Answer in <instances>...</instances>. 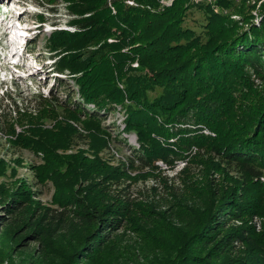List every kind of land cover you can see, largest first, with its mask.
<instances>
[{"label":"trees","instance_id":"trees-1","mask_svg":"<svg viewBox=\"0 0 264 264\" xmlns=\"http://www.w3.org/2000/svg\"><path fill=\"white\" fill-rule=\"evenodd\" d=\"M64 1L68 3V23L73 30L60 31L57 24L52 26L49 40L53 48L65 54L51 68L80 74L75 81L81 99L97 107L86 113L92 123L87 128L98 124L107 113L113 114L115 110L109 104H123L126 97L130 104L125 124L138 135L141 154H133L142 168L155 170V159L170 163V153L179 155L153 135L188 134L180 137L177 148L194 146L203 151L190 158L189 167L181 172L182 182L200 203L210 196L212 207L209 211L203 209L201 217L205 221L197 232L177 250L168 247L175 252L172 264H264V182L260 180L264 177V91L252 79L254 75L264 86V21L244 30L229 17L213 13L208 5L190 0H173L160 10L159 0ZM218 3L230 8L233 2ZM243 6L236 12L248 21L249 7ZM50 11L56 14L57 9ZM39 19L44 20L41 16ZM108 39L117 41L108 43ZM124 47H129V55L121 52ZM135 58L148 75L128 73L127 65ZM114 76L124 82V92L117 88ZM155 90L160 91L158 95L148 99L147 95ZM78 98V103L74 102L78 111L67 109L73 118H78L81 111ZM11 100L9 107L19 113L17 103ZM4 107L0 104V110ZM156 116L171 125L188 122L204 126L215 136H205L197 129L169 132ZM59 130L52 133L33 127L9 141L13 147L43 154L44 163L35 167V178L43 186L52 184L53 203L57 206L30 210L31 222L37 219L40 227L32 229L30 225L19 245L27 248L35 243L44 251L51 231L70 233L78 229L85 235L70 262L103 264L108 246L121 230L137 235L146 232L147 237L141 238L154 243L155 236L146 226L155 227L163 214L146 198L138 201V197H132L125 182L123 189L111 191V182L118 185L127 179L134 182V178L98 157L89 159L82 151L59 154L57 151L67 150L73 128L68 125ZM9 133L14 134L12 127ZM103 143L94 138L91 148L97 151ZM194 164L201 169L189 173ZM3 169L5 164L0 159V174ZM213 174L219 175L221 182L212 180ZM203 191L207 195L200 194ZM33 194L20 187L1 205L6 219H17L25 212L33 202ZM253 216L262 219L258 233L248 224ZM4 219L0 216V223ZM235 220L243 222L241 227H231ZM192 245L211 247L212 253L201 256Z\"/></svg>","mask_w":264,"mask_h":264},{"label":"rangeland","instance_id":"rangeland-1","mask_svg":"<svg viewBox=\"0 0 264 264\" xmlns=\"http://www.w3.org/2000/svg\"><path fill=\"white\" fill-rule=\"evenodd\" d=\"M172 1L159 0V10L169 7ZM232 2L230 8L222 5L228 10L226 16L238 22L244 30H247L249 26L258 27L264 21V2L260 4L256 0L254 2L232 0ZM0 4L4 6L5 4L9 6L20 4L23 7L21 14L15 15L13 18H8V16L5 18L10 24H7L8 27H11L14 20H20L31 26L30 29H25L27 36L20 51L23 59L19 60L17 66L3 65L5 70L12 75L11 85L0 87V104L5 106L0 110V159L5 164V169L0 174V216L5 217L4 221L0 223V264H85L78 261L70 262V256L76 251L85 235V232L82 233L78 229L70 233L51 231L53 235L47 237V248H44V251H41V248L35 243L29 244L27 248L19 245V241L26 235V232L30 231V225H33L32 229L40 227L37 219L31 222L30 210H34L38 206L54 209L57 206L53 203L54 187L52 184L47 182L43 186L35 178L34 169L44 163L43 154L13 147L9 141L23 131L28 132V129L33 127L41 131L59 133L60 127L68 125L73 128L70 133L71 137H68L69 145L66 151H57L59 154H75L82 151L89 159L98 157L114 169L125 170L134 178V182L127 179L128 181H120L121 183L117 185L116 181H113L111 182L113 185L111 191L116 193L115 191L120 188L123 189L125 182L129 185L127 191L132 197H138V201L146 198L148 202H152L153 209L163 214V217L157 219L158 224L155 227L146 226L151 231L152 237H156L153 238L154 243L146 242L145 238H141L147 237L148 233L146 235V232L137 235L131 231L121 230L115 234L112 243L108 246L106 252L108 258L103 264H172L175 261V252L168 247L177 250L183 242L188 240L190 235L197 232L205 221L204 217H201L203 209L209 211V207H212L210 196L205 197L204 202L200 203L195 199L196 196L192 195L193 192L185 188V184L182 182L181 172L185 167H189L190 158L203 151H199L194 146L186 150L177 148L176 143L180 137H187L188 134H171L170 137L153 135L167 149L180 156L170 153V163L155 159L153 162L155 170L142 168L135 159L137 156L133 154L134 151L141 154L138 135L134 130L127 129L125 124L127 106L130 104L126 97L123 99V104H109L108 107L115 110L113 114L107 113L96 124L97 126L94 124L87 128L86 125L92 123L88 121L90 116L86 113L96 111L97 107L92 103H85L81 99L75 81L80 77V74H70L66 69L56 72V67H45L47 64L56 65L65 54L61 52V49L53 48L49 36L53 31L51 26L54 24L58 25L57 30L60 31L73 30L68 23L69 17L66 10L68 3L64 0H0ZM243 5L249 7L246 10V15L249 16L248 21H243V15L236 12L240 7H244ZM51 9H57L56 14H53ZM111 12L115 14L113 8ZM193 15L201 17L197 13ZM40 16L44 19L43 21L39 19ZM187 25L193 27L194 24L187 21ZM116 41V39L107 40L108 43ZM32 43H36V46H30ZM121 52L129 55V47H124ZM34 66L37 67L35 70L32 68ZM127 66L128 73L131 75L149 74L147 70L141 69L138 58L129 62ZM3 77L4 75L0 74V83ZM114 77L116 78V76ZM252 79L255 86L260 91H264L261 81L254 75H252ZM115 81L117 88L124 92V82L118 81L117 78ZM159 92L158 90L150 92L147 95L148 99L156 97ZM6 96H8L7 99ZM77 97L80 98L78 99L81 111L78 118H73L68 110L78 111V108L74 106V102L78 103ZM11 98L17 103L19 113L13 112V107L12 109L11 106L9 107V103H12ZM60 102L62 103L60 104ZM69 103L72 106L67 107L66 105ZM1 113H4V117L1 116ZM163 119V117L156 116L158 123L169 132L197 129L198 133L205 136H215L213 132L201 125L194 126L188 122L171 125L164 123ZM11 127L14 130L12 136L9 133ZM26 132L25 134H27ZM93 137L100 138L104 142L97 151L95 148H91ZM17 159L21 161L19 164ZM200 169L194 164L189 169V173H196ZM211 179L218 183L221 182L219 175L213 174ZM207 180H210L208 173ZM260 180L264 182V177H261ZM84 184L89 183L85 182ZM23 186L36 194L30 195L33 202L25 212L16 216L17 219L8 220L1 205L10 197L15 196V193ZM152 190H155V195L152 194ZM200 194L207 195L205 191ZM242 223L241 220H235L231 223V227H241ZM248 224L258 233L262 228V219L253 216ZM210 248L192 245V249L200 253L201 256L205 255ZM211 253L212 251H209L208 255Z\"/></svg>","mask_w":264,"mask_h":264},{"label":"built area","instance_id":"built-area-1","mask_svg":"<svg viewBox=\"0 0 264 264\" xmlns=\"http://www.w3.org/2000/svg\"><path fill=\"white\" fill-rule=\"evenodd\" d=\"M192 3L194 4H206L208 5L211 10L213 11V13L218 14V15H228V10L225 9L222 5H220L218 3L219 0H191ZM251 1H255V0H251ZM258 2V4L263 3L264 0H256ZM126 3L130 6H134L135 3H133L132 1H126ZM163 3V2H162Z\"/></svg>","mask_w":264,"mask_h":264},{"label":"bare ground","instance_id":"bare-ground-1","mask_svg":"<svg viewBox=\"0 0 264 264\" xmlns=\"http://www.w3.org/2000/svg\"><path fill=\"white\" fill-rule=\"evenodd\" d=\"M1 24L4 25V27L6 28L7 31H9V30L12 31V30H13V28H12V27H13V24L11 25V27H8V26H7L8 22L6 21V19H3L2 22H1ZM9 25H10V24H9ZM21 33H22V31H21ZM3 34L5 35V33H3ZM19 35H20L19 38L16 36L17 39L22 38V36H21V34H20V31H19ZM19 35H18V36H19ZM32 68L35 70L37 67L34 66V67H32Z\"/></svg>","mask_w":264,"mask_h":264}]
</instances>
